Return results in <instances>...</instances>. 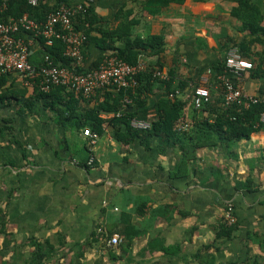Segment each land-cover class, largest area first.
<instances>
[{"label": "crops", "instance_id": "crops-1", "mask_svg": "<svg viewBox=\"0 0 264 264\" xmlns=\"http://www.w3.org/2000/svg\"><path fill=\"white\" fill-rule=\"evenodd\" d=\"M59 1L43 3L53 6ZM257 2L264 26V0ZM236 5L234 0H93L90 7L100 19L95 26L111 29L126 16L133 20L132 36L163 37L159 53L142 50L138 61L146 67L161 66L173 83L185 82L180 95L186 100L184 117L200 122L207 117L212 121L222 92L210 75L204 85L210 91L211 105L195 112L189 95L192 86L201 82L207 69L224 60L231 47L251 38L230 13ZM263 49L264 43L252 42L245 58L253 68L237 80L253 95L264 91ZM110 53L91 41L84 67ZM7 79L20 96L32 95L33 88L17 74H7ZM150 87L143 94L148 111L140 118L153 114L152 106L167 96L164 85ZM98 91L91 98L78 95L79 108L102 102L105 91ZM17 108L0 109V206L5 209L9 233H0V262L22 264L32 248L15 245L35 237L47 238L56 247L50 264H203L195 254H202L203 246L214 241L215 226L227 202L233 204L237 230L233 238L211 247V264H241L248 254L259 253L257 243L246 235L264 237V127L232 148L205 145L196 151L186 172L172 175L182 158V142L177 138L137 129L130 143H118L112 125L105 121L94 149V165L87 168L82 165L87 164L89 153L81 127L70 126L69 121L63 124L42 100L31 110L22 108L18 113ZM113 115L100 113L105 120ZM213 138L215 134L196 129L187 141ZM121 213L128 214L125 219L143 232L133 240L131 253L108 245L104 238L81 246L93 234L112 230L114 222L119 225ZM158 238L164 244H178L180 256L157 250L139 253L148 240ZM110 248L114 255L107 252Z\"/></svg>", "mask_w": 264, "mask_h": 264}, {"label": "trees", "instance_id": "trees-1", "mask_svg": "<svg viewBox=\"0 0 264 264\" xmlns=\"http://www.w3.org/2000/svg\"><path fill=\"white\" fill-rule=\"evenodd\" d=\"M80 1V0H78ZM181 1V0H178ZM237 5L232 8L231 15L240 20L241 29L248 31L251 38L245 42L237 44V49L244 57L249 55V49L252 42L264 43V26L262 24V12L258 5L257 0H234ZM76 2V1H75ZM60 3L70 4L69 0H60L56 5L48 6L43 3V0H39L38 4L32 6L28 4L27 0H9L7 7L3 12H0V20H6L9 17H17L23 13H28L29 16L38 20L44 21L46 14L54 9ZM94 11L90 5L86 6L82 11L72 17V24L74 29L80 30L86 34V40L83 44V53L85 55L86 46L95 41L99 48L106 51H111V54L117 58L124 60L131 65H137L139 63L138 56L142 50L150 49L154 54L161 51L163 47V37L161 35L149 36L146 39H142L138 36H132L131 26L133 20L128 19L126 16L119 24L114 28H105L104 25L95 26V22H99ZM98 32L92 34V32ZM64 43L60 39H54L52 45H45L41 37L37 39V45L33 49L30 62L35 66L44 64V57L47 55L54 64H60L61 66L71 68V59L63 54ZM264 54V49H263ZM102 57L91 62L90 65L78 68L77 71H89L98 66ZM224 60H219L214 64L212 74L215 77L216 74L222 73L225 68ZM161 68L159 65H148L144 69L140 70L136 75L137 84L133 88H118L104 90V100L98 102L93 107L79 108L78 95L84 98L80 94L74 93L72 90H68L65 86H53L48 92H41L35 85L32 95L28 97L20 96L15 89L8 82L7 74L0 75V109L8 107H18L17 112H22L21 109L28 108L31 110L32 106L38 100L43 101L45 108L54 111L59 120L65 124L69 121L70 126H79L81 128H89L92 131H96L99 135L103 132L104 122L107 121L113 127V137L118 143H130L134 136L138 133V130L130 125L132 118L145 117L147 113L146 101L143 98V94L148 91L155 83L162 84L167 89V96L160 98L153 106L154 115L152 118V125L148 129H142L143 133L160 135L162 137L168 136L177 138L180 143V150L182 153L181 163L178 171L172 173L177 175L186 172L189 162L195 157L196 151L203 148L205 145H216L218 147L232 148V144L239 141L242 138H247L250 134L264 127L261 124V116L264 114V103L258 102L251 104L248 108H239L236 105H226L224 101L218 105L217 109H214L215 114L212 116V121L209 118H203L200 122H189L184 117V102L180 95L182 89L186 86L185 82L178 81L173 83L172 78L168 80H161L154 77L153 72ZM198 84H195L191 88L190 103L195 112L201 111L211 105V101L201 108H194L192 103L193 91ZM100 92V91H98ZM94 96V95H93ZM92 97V96H91ZM90 97V98H91ZM131 98V102L123 105L124 98ZM101 112H112L114 115L109 119H103L100 117ZM84 118L83 120L81 118ZM77 119V120H76ZM196 129L206 130L207 133L216 135V139L206 142H192L187 141ZM89 153V151H88ZM233 157L232 154L228 155ZM84 166L89 168L86 161L83 162ZM94 165V164H93ZM128 214L121 213V218L117 222H114L112 230L109 229L107 233L93 234L88 240H84L81 246L85 248L88 244L96 242L99 239L104 238L108 240L113 233L120 235V242L117 247L121 252L131 253V247L133 240L139 237L143 232L137 229L129 222L127 218ZM6 213L4 207L0 206V233L9 234L6 229ZM237 230V224L227 225L222 216L220 221L215 226L214 241L203 246L204 252L195 254L196 259L203 264L213 263V253L211 247L216 242H223L230 238H233L234 233ZM253 235V234H252ZM247 240H252L257 243L259 247V253L252 254L246 257L241 264H264V237L258 234L250 236L246 235ZM60 244L63 243L61 240ZM28 245L32 248L30 256L22 264H50L48 260L54 255L56 247L47 238L38 239L30 237L25 241H22L15 245L18 249ZM79 245V244H78ZM161 251L166 256H180L181 248L178 244H164L160 239H150L145 244L143 250L139 252L143 254L145 251ZM209 251V252H208ZM249 251V250H248ZM110 255H114L110 252ZM0 264H15L2 260Z\"/></svg>", "mask_w": 264, "mask_h": 264}, {"label": "built area", "instance_id": "built-area-1", "mask_svg": "<svg viewBox=\"0 0 264 264\" xmlns=\"http://www.w3.org/2000/svg\"><path fill=\"white\" fill-rule=\"evenodd\" d=\"M9 0H0V12H3ZM93 0H80L70 4L60 3L46 14L44 21H38L28 13L17 17L0 20V75L17 74L24 83L34 88L36 85L41 92H48L53 86H65L84 98H90L98 90L118 88H133L136 84L135 75L145 65L139 62L131 65L113 54L102 57L98 66L89 71H77L85 65L83 44L86 34L76 30L72 24V17L90 5ZM28 4L35 6L39 0H27ZM41 37L45 45H52L54 39L64 43L63 54L71 59V68L54 64L46 55L44 64L33 65L31 56L37 39ZM225 68L222 73L216 74L215 83L221 89L223 101L226 105L232 104L239 108H248L254 103H264V91L261 95H253L243 90L237 80L245 72L252 70L253 63L243 57L237 47H231L225 55ZM154 77L168 80L169 75L163 68L156 69ZM201 82L194 88L192 103L194 108H201L211 101L210 91L204 85L209 76L213 75L211 69L205 71ZM131 102L125 97L123 105ZM153 114L146 118H132L130 125L135 129H148L152 125ZM86 147L89 151L87 164L92 166L95 162L94 149L99 139V133L85 127L81 129ZM227 225L236 223L234 207L227 202L221 214ZM120 236L113 234L108 245H117Z\"/></svg>", "mask_w": 264, "mask_h": 264}, {"label": "rangeland", "instance_id": "rangeland-1", "mask_svg": "<svg viewBox=\"0 0 264 264\" xmlns=\"http://www.w3.org/2000/svg\"><path fill=\"white\" fill-rule=\"evenodd\" d=\"M208 81H209V80H208ZM205 83H207V82H205ZM205 83H204V84H205ZM112 249H113V248L107 249V252L110 253V252L112 251ZM112 253H113V252H112Z\"/></svg>", "mask_w": 264, "mask_h": 264}]
</instances>
